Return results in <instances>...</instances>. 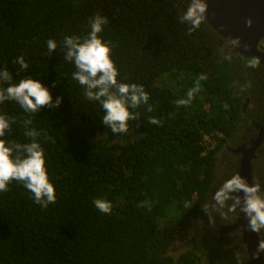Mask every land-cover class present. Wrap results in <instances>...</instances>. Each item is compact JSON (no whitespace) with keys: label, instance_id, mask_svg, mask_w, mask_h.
<instances>
[{"label":"trees","instance_id":"16d2710c","mask_svg":"<svg viewBox=\"0 0 264 264\" xmlns=\"http://www.w3.org/2000/svg\"><path fill=\"white\" fill-rule=\"evenodd\" d=\"M190 2L0 0V70L13 83L32 77L63 97L59 109L30 117L55 141L42 147L57 202L42 208L16 181L0 192V264H237V252L248 264L240 232L234 249L218 242V225L234 223L238 213L225 208L212 225L202 207L213 216L215 192L239 174L228 147L248 145L264 128V67L249 68L252 59L232 53L205 18L189 35L179 16ZM97 14L109 21L101 38L114 45L118 79L149 94L146 105L130 109L140 117L127 133L103 125L101 105L84 98L74 63L64 59V38L86 37ZM49 39L58 45L52 54ZM19 56L29 70L13 63ZM200 74L208 76L200 91L178 105ZM247 100L260 109L246 114ZM0 114L18 121L6 139L29 142L19 123L27 114L16 102L0 105ZM262 161L254 185L264 192ZM96 199L110 202L111 213L99 211ZM259 236L264 240V230ZM176 241L190 248L174 258Z\"/></svg>","mask_w":264,"mask_h":264},{"label":"clouds","instance_id":"9594fccd","mask_svg":"<svg viewBox=\"0 0 264 264\" xmlns=\"http://www.w3.org/2000/svg\"><path fill=\"white\" fill-rule=\"evenodd\" d=\"M206 12L205 0H191L187 10L179 16L180 23L189 25L188 34L198 29ZM109 23L107 17L97 14L89 22L90 31L83 39L79 36H66L62 41L64 59L74 63L75 71L72 79L77 81L83 89V96L88 101L99 102L104 116L103 125L107 126L114 134L127 133L129 121L139 119L140 113L130 111L146 105L149 94L142 85L121 82L118 77L119 70L112 59L114 45L106 43L101 38L104 27ZM233 46H238L233 41ZM57 42L53 39L47 41L48 53H55ZM223 59L231 61L230 55L222 52ZM13 63L19 65L20 71L29 70V64L24 56H19ZM260 61L252 59L249 68H258ZM208 79L206 74H200L195 82V87L189 89L186 99L177 101L178 105H189L193 97L200 91L201 81ZM243 90V86H241ZM8 101L16 102L27 114L19 121L23 134L29 142L19 143L5 137L12 133V126L18 121L15 117L0 114V192L9 191V185L19 182L33 196L36 204L47 209L50 204L57 202L56 188L51 182L47 169V159L42 142H55L43 130L32 127L34 121L30 117L39 114L42 109H59L63 104V97L54 98L49 88L40 80L32 77L20 79L13 83V76L7 68L0 70V105ZM227 108V104L224 105ZM151 111V108L148 109ZM149 123L159 125L156 118H149ZM241 193L243 195H241ZM213 208L221 211L227 208L229 212L243 214L247 221L246 229L252 233L264 230V192L259 184L249 185L239 175L225 181L213 196ZM229 201H234L229 204ZM95 207L105 214H110L112 205L103 199L93 201ZM186 206H189L186 203ZM209 217L210 224H215V218L202 207ZM256 259L264 258V240L258 242L254 252ZM237 264H241L239 252L235 253Z\"/></svg>","mask_w":264,"mask_h":264},{"label":"water","instance_id":"95a60500","mask_svg":"<svg viewBox=\"0 0 264 264\" xmlns=\"http://www.w3.org/2000/svg\"><path fill=\"white\" fill-rule=\"evenodd\" d=\"M206 12L204 18L210 27L229 45L232 53L240 54L249 59H256L264 67V51L259 43L264 39V0H205ZM233 41L238 46H233ZM264 143V128L259 136L252 140L251 146H240L230 152L242 154L239 176L249 185H254L253 160L256 153ZM241 195H243L241 193ZM237 219L229 226H223L222 234L234 231L242 232V241L247 247L249 255L248 264H264V258L256 259L254 252L260 241L259 233L247 231L243 214L237 208Z\"/></svg>","mask_w":264,"mask_h":264},{"label":"flooded vegetation","instance_id":"af4514ba","mask_svg":"<svg viewBox=\"0 0 264 264\" xmlns=\"http://www.w3.org/2000/svg\"><path fill=\"white\" fill-rule=\"evenodd\" d=\"M259 47H260L261 50L264 51V39H262V40L260 41V43H259ZM259 106H261L259 103H253V105H252V103H250V100H247L246 103H245L244 111H245L246 114L249 115L251 112H254V111L259 110V109H260ZM262 129H263V128H262ZM262 129H260V131L258 132V136H259V134H260V132H261ZM258 136H256L255 138L251 139V140H250V143H249L248 145H247L246 143H244L243 145H246V146H248V147L251 146V144H252V140H255ZM243 145H241V146H243ZM238 147H240V146H239V145H235V147H228V148L236 149V148H238ZM263 148H264V143H263V145H261L260 148L258 149V151H257V153H256V158L253 160V179H254V180H255V177H256V176L258 177V170H257V168H256V165H257L258 162L262 161V158L264 157ZM229 152H230V150H229ZM262 152H263V153H262ZM230 153H232V154L235 156V158L241 162L242 154H235V153H233V152H230ZM257 161H258V162H257ZM226 212H228V213H229V216L232 217L233 212H229V211H227V209H226ZM236 212H237V211H236ZM237 215H238V214H237ZM236 219H237V217H236ZM235 221H236V220H235ZM234 223H235V222H234ZM231 224H233V223H231ZM231 224H228V225H221V224H219V225H218L219 228H218V231H217V235H218V242H219L220 245H224V244H226V243H231L232 245L230 246V248H231V249H234V248H236V247H238V246L240 245L237 241L234 240V237H235L234 233L240 232L241 239H242V232L238 230L237 232L234 231V232H230V233H228V234H222V233H221V229H222L223 226L226 227V226H229V225H231ZM242 242H243V241H242ZM243 244H244V243H243ZM244 245H245V244H244ZM246 249H247V247H246ZM247 253H248V252H247Z\"/></svg>","mask_w":264,"mask_h":264},{"label":"rangeland","instance_id":"374dc122","mask_svg":"<svg viewBox=\"0 0 264 264\" xmlns=\"http://www.w3.org/2000/svg\"><path fill=\"white\" fill-rule=\"evenodd\" d=\"M263 152H264V148H263ZM260 162H258L256 166H258L260 164ZM262 167L264 168V159L262 161ZM222 215H224L223 210H221L219 212L216 211L215 213H213V217L215 218V224H218L220 216H222ZM212 225H214V224H212ZM189 248H190V245L188 243H185V242L183 243V242H180V241H176V242L173 243V245L170 248V255L173 256L174 258H177L182 252H184L185 250H187ZM206 261L207 260L204 259V263Z\"/></svg>","mask_w":264,"mask_h":264},{"label":"built area","instance_id":"2783aa9c","mask_svg":"<svg viewBox=\"0 0 264 264\" xmlns=\"http://www.w3.org/2000/svg\"><path fill=\"white\" fill-rule=\"evenodd\" d=\"M205 141L212 143V141L210 140V138L208 136H205Z\"/></svg>","mask_w":264,"mask_h":264}]
</instances>
